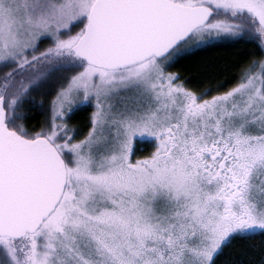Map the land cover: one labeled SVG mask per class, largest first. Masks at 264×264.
I'll list each match as a JSON object with an SVG mask.
<instances>
[{
    "label": "snow or ice",
    "instance_id": "6c2138e0",
    "mask_svg": "<svg viewBox=\"0 0 264 264\" xmlns=\"http://www.w3.org/2000/svg\"><path fill=\"white\" fill-rule=\"evenodd\" d=\"M240 40L264 0H0V264H264V55L168 70Z\"/></svg>",
    "mask_w": 264,
    "mask_h": 264
},
{
    "label": "trees",
    "instance_id": "16d2710c",
    "mask_svg": "<svg viewBox=\"0 0 264 264\" xmlns=\"http://www.w3.org/2000/svg\"><path fill=\"white\" fill-rule=\"evenodd\" d=\"M262 55L264 53L259 51L255 43H247L244 40L222 41L218 42L216 46L197 50L194 54L179 59L168 70L180 73L182 78L196 77V79L189 80L190 85L193 87L201 88L205 86V83L215 85L218 82L227 81L223 85L226 88L234 82L239 67L245 65L254 57H260ZM209 65L214 69L211 76L206 79L201 78L196 69H207ZM198 80H202L203 82L198 83ZM49 99L50 96L43 97V108L26 106L29 117L27 123L40 125L48 118ZM91 110L88 108L75 113L71 118V124L84 130ZM249 243L259 249L264 244V238L257 236Z\"/></svg>",
    "mask_w": 264,
    "mask_h": 264
},
{
    "label": "rangeland",
    "instance_id": "374dc122",
    "mask_svg": "<svg viewBox=\"0 0 264 264\" xmlns=\"http://www.w3.org/2000/svg\"><path fill=\"white\" fill-rule=\"evenodd\" d=\"M45 43H47V42H45ZM70 123H71V120H70Z\"/></svg>",
    "mask_w": 264,
    "mask_h": 264
}]
</instances>
